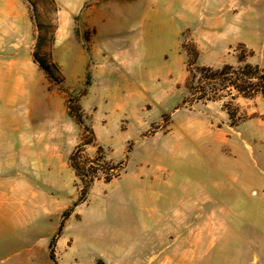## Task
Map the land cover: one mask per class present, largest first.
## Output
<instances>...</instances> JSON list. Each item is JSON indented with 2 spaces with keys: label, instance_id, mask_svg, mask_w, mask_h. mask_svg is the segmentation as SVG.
I'll use <instances>...</instances> for the list:
<instances>
[{
  "label": "rangeland",
  "instance_id": "obj_1",
  "mask_svg": "<svg viewBox=\"0 0 264 264\" xmlns=\"http://www.w3.org/2000/svg\"><path fill=\"white\" fill-rule=\"evenodd\" d=\"M24 1L31 36L19 56L28 63L22 66V88L11 101L12 82L0 81L8 86L0 87L2 114L11 115L9 104L17 115L33 107L38 122L47 124L49 104L56 121L69 129V157L81 145L93 161L102 147L105 160H125V169L109 183L93 182L78 204L79 220L63 219L82 188L73 169L76 196L60 219L56 212L42 217L34 208L25 222L1 219L0 264H46L40 249L51 236L57 264H95L97 259L144 264L153 252L176 264L182 251L192 254V247V264H264V122L249 120L232 130L224 126L229 120L222 101L216 102L226 118L213 102L181 106L187 77L182 43H193L192 30L210 19L223 21L219 29L234 48L228 52L233 66L239 64L235 48L243 44L245 55L252 52L247 61L264 67V0H54V6L38 0L39 32L48 46L51 38L50 57L60 68V83L32 57L38 30ZM70 98H79L89 120L80 124L69 115ZM237 99L238 115L248 116ZM258 108L264 113V102ZM87 123L93 140L84 129ZM4 136L0 130V164L10 147ZM12 141L17 148V139ZM85 141L90 143L82 145ZM61 175L67 181L68 172ZM63 191L61 198L69 201L67 188ZM186 196L198 200L200 214H213L215 220L196 246L183 239V227L171 231L177 202ZM159 232L165 234L161 243ZM60 235L71 241L64 254L55 246Z\"/></svg>",
  "mask_w": 264,
  "mask_h": 264
},
{
  "label": "crops",
  "instance_id": "obj_2",
  "mask_svg": "<svg viewBox=\"0 0 264 264\" xmlns=\"http://www.w3.org/2000/svg\"><path fill=\"white\" fill-rule=\"evenodd\" d=\"M218 17L219 15L216 16ZM220 19L213 21L210 19L206 26H197L190 33V38L198 50L199 65L220 67L226 63L234 64V57L228 54L229 50L234 48L228 45L226 33L219 29L223 22ZM66 24L65 21L59 29V41L62 39L61 34ZM30 36L31 20L26 2L0 0V66H5V70L0 71V81L12 82L9 86L10 101L22 88L24 76L22 66L28 61L19 54ZM1 86L8 87L7 84H0ZM237 102L240 105V111L245 112L249 118L235 128L228 124L224 126L235 130L249 120L264 122V113L258 108L264 102L260 96L257 95L251 99L239 97ZM211 104L215 108L219 107V114L226 118V114L217 102ZM8 108L11 115L5 116L2 114L5 110L0 106V130L6 137L5 142L10 145L4 152L3 164H0V220H10L16 224L18 221L25 222L30 208L39 209L42 217H48L51 212H56L60 219L62 212L68 208L76 196L72 188V168L68 159L71 146L66 136L69 129L61 125L60 121H56L54 107L49 104L46 105V113H48L47 117H51V123L47 124L38 122V115L33 107L27 114L22 112L18 115L11 110L14 109L11 104ZM9 130L14 131L13 134ZM15 138L18 141L17 148L12 145V140ZM65 171L68 172V179L64 182L60 177ZM65 188L70 197L69 201L61 198ZM177 204L173 213L171 231L177 232L180 227H183L186 230L182 236L183 239L190 240V244L196 246L199 240L205 237L204 232L209 233L215 223L214 216L200 214L199 202L197 199L193 200L192 196H186L184 199L181 197ZM78 210L79 205L68 218L74 215L79 220ZM164 237L165 234L159 232L158 242L161 243ZM51 238L45 240L40 249L45 253L46 264H53L49 257ZM70 242L62 239L60 235L55 246L64 254ZM191 250L190 255L189 251H182L176 264H192L193 247ZM167 263L166 254L160 255L153 252L149 254L144 264Z\"/></svg>",
  "mask_w": 264,
  "mask_h": 264
},
{
  "label": "trees",
  "instance_id": "obj_3",
  "mask_svg": "<svg viewBox=\"0 0 264 264\" xmlns=\"http://www.w3.org/2000/svg\"><path fill=\"white\" fill-rule=\"evenodd\" d=\"M31 6L32 18L35 21L38 34L35 38L34 49L32 57L34 61L40 66L47 76L60 83L63 79L58 64L51 59L50 47L51 38H49L50 45L46 43L45 36L41 34L40 22L37 20V2L38 0H26ZM41 1V0H40ZM49 2L54 6V0H42ZM48 46L44 53L43 48ZM243 44H238L235 48L237 53L236 58L238 65L223 64L221 67L213 68L211 66L199 65L197 63L198 50L193 43L183 41L182 48L186 54L187 61V77L184 81V89L186 91L185 97L182 99L181 106L191 109L195 104L222 101V108L226 112L229 126L237 127L241 122L247 120L248 116H239L238 108L234 106L233 101L238 97L251 99L259 95L264 101V67L258 64H252L247 61V56L252 55L248 51L245 55L243 51ZM43 53V54H41ZM227 96L228 99L223 101ZM68 113L73 116L80 124L85 120H89V116L83 111L79 98H70L68 100ZM169 115H163V119H167ZM84 129L91 135V140L94 139V133L89 123L84 125ZM90 143L83 142L82 145ZM70 167L74 170L75 177L81 184L79 196L73 202L72 206L64 211L63 219H67L73 207L84 202L88 191L96 179H102L104 183L120 177L125 169V160L113 162L112 160H105L102 147H98V156L94 160H90L82 154L81 145H79L69 157ZM92 163V164H91ZM103 173L100 177L97 172ZM63 221L60 223L58 230L61 231ZM53 240L50 244L49 257L53 264H57L54 260L53 254ZM95 264H105L102 259H97Z\"/></svg>",
  "mask_w": 264,
  "mask_h": 264
}]
</instances>
